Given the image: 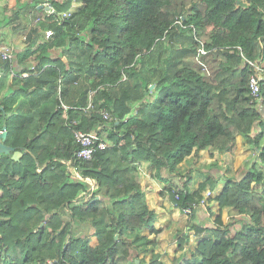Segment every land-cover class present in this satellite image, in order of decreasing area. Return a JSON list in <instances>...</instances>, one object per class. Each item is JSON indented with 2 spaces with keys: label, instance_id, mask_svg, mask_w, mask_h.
<instances>
[{
  "label": "trees",
  "instance_id": "1",
  "mask_svg": "<svg viewBox=\"0 0 264 264\" xmlns=\"http://www.w3.org/2000/svg\"><path fill=\"white\" fill-rule=\"evenodd\" d=\"M72 2L52 0L57 12L39 21L54 34L46 39L32 29L17 53L23 68L10 83V67L0 63V132L7 126L5 142L25 149L19 160L0 151V264H130L137 247L151 240H130L126 232H158L141 184L142 163L168 179L193 151H231L238 136L264 160L263 110L249 103L251 68L235 47L251 59L264 56V0H194L183 25L176 19L187 7L178 0H82L61 17ZM206 32L215 60L210 78L186 61ZM102 109L112 122L104 123ZM74 127L107 130L112 142L79 163L100 194L84 203L76 198L88 182H70L61 162L80 148ZM225 177L216 199L244 222L224 224L217 215L214 236L198 244L201 258L185 264H264V193L256 187L264 186V170L253 161L241 176ZM190 181L168 187L179 207L217 185L208 175L191 192ZM195 227L197 233L206 228ZM188 238L179 239V248ZM144 264L163 262L154 254Z\"/></svg>",
  "mask_w": 264,
  "mask_h": 264
},
{
  "label": "crops",
  "instance_id": "2",
  "mask_svg": "<svg viewBox=\"0 0 264 264\" xmlns=\"http://www.w3.org/2000/svg\"><path fill=\"white\" fill-rule=\"evenodd\" d=\"M50 1L52 2V0ZM34 2L35 0H0V44L12 46L14 47L16 52L17 71L16 73H12L11 71L8 83L12 81V76L18 75V72L21 70V68H23L22 65L17 61V53H21L26 47L28 36L32 29L39 28L40 36L44 37L45 29H42L40 27L41 22L39 20L43 19L46 16V8H40L39 5L44 4L46 0L35 3L36 7L32 8ZM28 3L29 5L26 6V4ZM82 4V0H73L72 6L69 10L77 11L82 6ZM16 10H18V12H16ZM31 60L33 61V56L30 58V61ZM0 74H2V71H0ZM23 76H25V74H23ZM107 135L108 134L105 133L104 136L107 137ZM243 140L244 138L242 136H238L237 144L231 151L221 152L215 147H208L199 151H193L191 155L186 157L179 164V169L177 170V172L171 174L172 176H168L169 178L167 177L168 179L160 178L159 176H157L154 171L152 172L147 163L141 164V184L142 186H145L147 188L146 198L149 207L155 210V212L157 213L155 226L158 229V232L151 233L149 229H145L140 232H126V235L130 240H134L137 237L143 235L147 236V238L151 240L143 242L137 247V250L139 252L135 251V253H138V256L130 264H144L145 261L149 262L154 254H160V260L163 262V264H173L175 257H178L180 259V264H185L190 261H198L201 258V251L198 248L200 240L194 243L192 235L196 233V225H203L205 227V224L208 223L207 221H203L205 222L203 224L201 223L202 221L199 223L197 218L195 217L194 219L190 220L185 214H183V212H181L180 210V207L177 206L172 200L168 187L175 186L174 184L178 183L179 181L178 178L181 177V179L183 180V175H186V179L191 178V181L188 183L189 190L191 192H195L198 189L200 182H202L207 177L205 174H202L204 178L201 179V176H197L198 170L195 169L200 164H202L201 160L204 161V157H207L209 160L215 161L214 163H216L217 161L224 162V160H226V163H229L230 166L234 169L235 167H237V169L239 168V171L247 170L249 167L248 165L252 162V147L250 144L246 143L245 140ZM239 141H241V143H239ZM259 141L260 144L264 146V136L261 137ZM18 148H20L22 152L23 150H25L24 146H19ZM195 153H198L199 155L201 154L200 161H198L196 164L190 163L189 165H185L187 164L188 159H191L192 156L195 157ZM258 153V150L254 151V154L256 156L258 155ZM256 160L257 157L253 159V161ZM193 165L195 168L192 167ZM63 167L65 168L66 174L68 175L67 166L63 164ZM38 170H41V167H38ZM191 170L193 171V176H191ZM210 171L214 172L212 175L214 179H223L222 182L225 180L226 177L223 176L224 170L220 167L215 166L211 168ZM143 172L145 173L144 176L142 175ZM233 173L231 175L230 173L228 175H224L233 176ZM174 174L177 176L173 177ZM71 179L72 178L69 179L70 182H75ZM182 182L184 183L185 180H183ZM222 182H217V185L214 188L216 190V193H219L223 188L224 184ZM180 184L181 183H179V185ZM84 189L87 188L85 187ZM2 192L3 191L0 190V195L2 194ZM85 194L86 190L81 189L76 199L82 202ZM83 201H86V197ZM205 208L206 209L202 211L204 220L209 217H215L216 219V216L220 214V210L212 213L215 209H220L219 203L215 199H213L212 201H208ZM222 219H224L223 221H225V218L222 217ZM189 223L191 224L189 225ZM206 231L207 230H202L200 233H205ZM93 232L94 231H92V233ZM184 234L189 235V238L184 245V248L181 249L179 248V239ZM98 243V237L95 235H91L90 244L96 246Z\"/></svg>",
  "mask_w": 264,
  "mask_h": 264
},
{
  "label": "built area",
  "instance_id": "3",
  "mask_svg": "<svg viewBox=\"0 0 264 264\" xmlns=\"http://www.w3.org/2000/svg\"><path fill=\"white\" fill-rule=\"evenodd\" d=\"M45 6H48L49 8L46 9V15L52 16L54 13H56V9L53 6L52 2L50 0H46L44 3ZM74 11L67 10L60 12V16L63 18H68L72 15ZM185 15H179L177 16L176 22L180 24H184L183 21L186 20ZM192 26L193 24H189ZM188 26V25H185ZM196 31V28H194V33ZM54 34V30L52 28H47L44 30V38L48 39ZM196 34V33H195ZM199 47L197 49L196 56L199 59V62L201 63L200 66L207 70L209 72V67L206 66L205 60L203 59L205 55L210 54L211 49L206 47L205 40L203 38H199ZM235 47H238L240 50V53L242 54L243 58L246 62L250 65L251 73L249 74L248 78V85H249V103L257 109L264 111V94H263V84H264V64L262 62L263 57H259L258 59H251L246 56L243 48L241 45H236ZM0 63H7L12 71V73H16V52L14 47L9 45H2L0 44ZM25 75L28 74V72L24 73ZM61 107L64 109H68L69 106L65 103H61ZM92 103L89 102L87 108H91ZM101 113L103 115V118L105 120H112L113 116L107 109H102ZM74 124H77V121H73ZM74 138L76 143L80 146L78 151L75 154V157L73 159H62L61 162L67 166V172L71 180L78 181V180H85L88 182L86 194V199L89 197H92L96 195V197H99L100 194L96 193V182L93 180L90 176H84L79 163L84 160H91L94 156V154L98 150L106 149L110 143L109 139H107L103 134L101 135L97 130H91V131H85L79 128L74 127L73 128ZM176 198H180L181 193L179 190H174ZM213 194V190L208 189L207 192H203V196L197 197L193 200H188L186 202V205L183 207H180V209L183 211V213L190 219H194L196 208L203 204L204 206L207 205L209 197ZM177 205V203H175ZM178 206V205H177ZM49 262L52 263L53 260L49 259Z\"/></svg>",
  "mask_w": 264,
  "mask_h": 264
},
{
  "label": "rangeland",
  "instance_id": "4",
  "mask_svg": "<svg viewBox=\"0 0 264 264\" xmlns=\"http://www.w3.org/2000/svg\"><path fill=\"white\" fill-rule=\"evenodd\" d=\"M179 2H184L185 3V6L187 7V9H186V11H185V16H187L188 14H190L191 12H192V10H191V6L194 4V0H178ZM247 1V0H246ZM208 30H210V29H208ZM201 37L202 38H204V37H206L207 39H208V33L206 32L203 36L201 35ZM204 60H205V63H206V66H208L209 67V70H211V73H213L214 71H213V69H212V63H214L213 61H215L213 58H212V56H211V54H207V55H205V57L203 58ZM186 61L190 64V65H192L193 67H195V68H199V66H200V62H199V59L197 58V56L196 55H194V54H190L187 58H186ZM262 62H263V64H264V56H263V60H262ZM205 70V69H204ZM207 71V70H206ZM205 71V74L207 75V78H210V77H212V75L210 74V72H206ZM149 90L151 91V90H153V88H151V85L149 86ZM146 92H148V90L146 91ZM135 105H136V102L134 103ZM263 117H264V111H263ZM113 120H109V121H106L105 120V122L104 123H106V122H112ZM105 126H107V127H109L108 125H105ZM105 133H107L108 134V131L106 130V131H104V135H105ZM107 138V137H106ZM108 139V138H107ZM109 141V143L111 144L112 142H111V140H108ZM238 141V140H237ZM244 141V140H243ZM239 143H241V141H239ZM242 146V145H241ZM251 157H252V159H251V161L253 162V159L254 158H256L257 157V163L259 164V166H260V168H262L263 170H264V160L262 159V157H260V155H255L254 154V151H255V149L253 148V146L251 145ZM200 156H201V154L199 155L198 153H195V157L194 156H192V158L191 159H188V161H187V164H185V165H189L190 163L191 164H196L198 161H200ZM208 156H209V154H208ZM204 161H202L201 160V163L202 164H200L198 167H194V165L192 166L193 168H195V169H197L198 170V177H202L201 179H203L204 177H203V175L202 174H205L206 176H212L213 175V171H210L211 170V168H213V167H215V166H217V167H220L221 169H223L224 171H223V173L224 174H229L230 173V175L233 173L234 175L233 176H239V175H242L243 174V172H244V170H240L239 171V168L237 169V167H235V169L234 168H232L231 166H230V164L229 163H226V160H224V162H219V161H217L216 163H214L215 161H213V160H209L207 157H204ZM223 160V159H222ZM251 162V163H252ZM251 163L248 165V166H250L251 165ZM191 167V168H192ZM182 171H183V169H182ZM181 171V172H182ZM236 172V173H235ZM165 174H167V172H164ZM190 173L192 174L191 176H193V171L191 170L190 171ZM190 173H188V174H190ZM223 174V176H226V175H224ZM142 175L144 176L145 175V173L143 172L142 173ZM172 176V175H171ZM175 176H177V175H173V177H175ZM184 177H183V180H186V175H183ZM178 178V177H177ZM179 179V181H178V183H175L174 185L176 186V187H178L179 186V183H181V184H183V180L181 179V177L180 178H178ZM222 180L223 179H217V182H219V181H221L222 182ZM225 181V180H224ZM224 181L222 182L223 184H224ZM180 184V185H181ZM256 187L258 188V191H260V192H263L264 193V186H260V185H256ZM208 189H211V190H213V194L211 195V197H209V199H208V201H212L213 199H215V200H217L216 199V195L218 194V193H216V190L214 189V188H212V187H208L205 191L207 192V190ZM85 198V197H84ZM84 198L82 199V203H84L85 201H83L84 200ZM218 201V200H217ZM219 203V202H218ZM220 206V205H219ZM212 208V207H211ZM206 208H205V206L203 205V204H201V205H199L197 208H196V212H195V218H197V220H198V222L200 223L201 221V223L203 224V223H205V222H203V221H207V223L208 224H205L206 226V228H204V230H207L205 233H197L196 231V233L194 234V235H192V237H193V240H194V243L195 242H197L198 240H200L201 238H203L204 236H207V237H209V236H214V232H213V230H212V227L213 226H216L217 224H216V220H215V217L214 218H212V217H209V218H206V220H204L203 219V213H202V211L203 210H205ZM181 210V209H180ZM220 210V214L222 215V217L223 218H225V221H223L224 222V224H229V223H233L234 225H236V226H239V227H241V225L243 224V222H244V217L242 216V214H240L236 209H234V208H232V207H223V209H221V207H220V209L218 208V209H215L212 213H215V212H217V211H219ZM181 212H183L182 210H181ZM184 214V213H183ZM200 220V221H199ZM222 220H224V219H222ZM191 223H189V225H190ZM235 226V227H236ZM183 228H184V226H183ZM192 232V231H191ZM191 238V237H190ZM52 260V259H51Z\"/></svg>",
  "mask_w": 264,
  "mask_h": 264
},
{
  "label": "water",
  "instance_id": "5",
  "mask_svg": "<svg viewBox=\"0 0 264 264\" xmlns=\"http://www.w3.org/2000/svg\"><path fill=\"white\" fill-rule=\"evenodd\" d=\"M39 7L40 8L45 7L46 9L49 8L48 6H45L44 4L39 5ZM154 86L155 84H151V88H153ZM7 133H8L7 126H4L0 132V151L4 153H12L11 154L12 158H14L15 160H19L23 152L17 146L10 145L5 142ZM43 224L44 222H42L41 225ZM115 237L118 238V234H116Z\"/></svg>",
  "mask_w": 264,
  "mask_h": 264
}]
</instances>
